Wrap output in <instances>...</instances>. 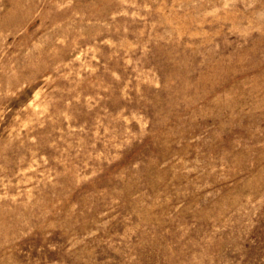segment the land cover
I'll use <instances>...</instances> for the list:
<instances>
[{
    "label": "rangeland",
    "instance_id": "374dc122",
    "mask_svg": "<svg viewBox=\"0 0 264 264\" xmlns=\"http://www.w3.org/2000/svg\"><path fill=\"white\" fill-rule=\"evenodd\" d=\"M0 264H264V0H0Z\"/></svg>",
    "mask_w": 264,
    "mask_h": 264
}]
</instances>
